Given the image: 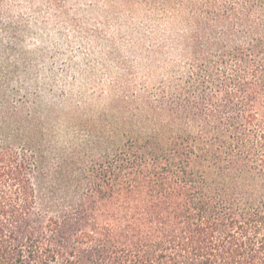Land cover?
Here are the masks:
<instances>
[{
    "label": "trees",
    "instance_id": "16d2710c",
    "mask_svg": "<svg viewBox=\"0 0 264 264\" xmlns=\"http://www.w3.org/2000/svg\"><path fill=\"white\" fill-rule=\"evenodd\" d=\"M37 1L140 14L185 67L66 146L0 92V264H264V0H0V34Z\"/></svg>",
    "mask_w": 264,
    "mask_h": 264
},
{
    "label": "rangeland",
    "instance_id": "374dc122",
    "mask_svg": "<svg viewBox=\"0 0 264 264\" xmlns=\"http://www.w3.org/2000/svg\"><path fill=\"white\" fill-rule=\"evenodd\" d=\"M70 4L58 18L42 2L21 3L13 14L27 20L22 41L0 34V92L60 146L82 140L87 128L92 136L108 132L135 112L144 90L185 67L167 48L154 53L171 33L157 34L140 14Z\"/></svg>",
    "mask_w": 264,
    "mask_h": 264
}]
</instances>
